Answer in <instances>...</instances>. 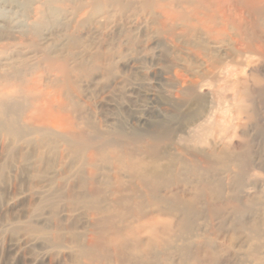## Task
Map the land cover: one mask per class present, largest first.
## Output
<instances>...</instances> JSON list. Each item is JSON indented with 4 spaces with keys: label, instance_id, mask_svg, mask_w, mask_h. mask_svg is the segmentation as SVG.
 Segmentation results:
<instances>
[{
    "label": "rangeland",
    "instance_id": "1",
    "mask_svg": "<svg viewBox=\"0 0 264 264\" xmlns=\"http://www.w3.org/2000/svg\"><path fill=\"white\" fill-rule=\"evenodd\" d=\"M257 2L0 0V62L16 71L0 99L21 130L0 127V264H258L264 0ZM51 62L69 68V83ZM38 92L55 99L63 125L30 122L41 117ZM61 131L84 134L88 154H74ZM121 159L172 184L167 202L145 200L151 220L109 207L130 185L147 191L117 170ZM91 188L100 189L97 204L88 201ZM127 227L157 243L146 255L116 253L115 234Z\"/></svg>",
    "mask_w": 264,
    "mask_h": 264
},
{
    "label": "bare ground",
    "instance_id": "2",
    "mask_svg": "<svg viewBox=\"0 0 264 264\" xmlns=\"http://www.w3.org/2000/svg\"><path fill=\"white\" fill-rule=\"evenodd\" d=\"M259 1V0H257ZM257 1L252 0V3L248 6L253 7L251 9H256L257 7ZM246 2V1H244ZM100 7V6H99ZM99 7L97 9H99ZM182 17V15L180 16ZM2 49V48H1ZM1 52V51H0ZM6 67V71H8L6 74H3L0 72V77L5 80L6 82V87L5 89H0V94L2 95L3 93H8L6 90L10 89L13 87V84L10 83L11 79L10 74L15 73L13 66L9 65V63H4L0 62V70H2L3 67ZM49 67L52 69L54 68L55 70L59 71L61 74H63V85L69 83V68L67 66H64V64H58L51 62ZM3 74V75H2ZM8 85V86H7ZM37 86L36 83H34V86L30 88L35 89ZM41 92V90H39ZM38 92V93H40ZM53 98V97H52ZM48 97L47 93H40L34 101L36 102V109L40 112L41 116L38 118V116H35L33 119L30 120V122H35L37 123L42 122L45 124H50L52 127H56L57 123L62 124L64 120H62L59 115L54 114L53 108H52V103L55 101V99H52ZM59 100V98H57ZM9 102L5 98L0 99V127L2 129L8 130L9 132H13L15 135H20L21 130L20 128L16 125L13 121V117L8 118L7 113L9 112ZM6 133V132H5ZM61 136V137H60ZM59 137L64 139L66 142H68V146L72 150V152L76 155H81L85 156L89 152V140H85L86 138L84 134H81V132H77L75 134H72L69 136L67 131H61V135ZM67 138V139H65ZM102 151H98L96 153L99 154L100 156L103 151L106 150V148H102ZM89 155L93 156L95 153L91 152ZM102 157V156H101ZM106 162L109 161L108 157H105L104 159ZM115 163V162H113ZM117 170L119 172H123L124 177L129 178V180L133 177L135 180L138 178V184L140 187L146 189L145 195H138L135 188L130 185V187L127 189V191L130 192V195L122 196L115 200L113 204H110L111 210L114 212H117V214H123L122 217H131L135 216L136 218L139 219V221H148L149 219L151 220V217H148L149 214L147 213L146 208L144 207L145 200H148L152 205L162 204L168 201V196L172 192L171 185L172 184H167L168 182L165 181V176L162 174L158 173H149L143 170L142 164L138 160H132L130 162H126L124 160H120V162H117ZM166 187L165 195H163L160 191L162 188ZM92 189V188H91ZM99 192L100 189H97L95 191L94 189L91 190L90 194L88 195V201L91 202L92 204H97L99 201ZM184 199H179V202L184 203ZM188 206V205H187ZM158 207V206H157ZM119 217V215H118ZM113 219V216L111 217ZM187 222V219L183 218L180 224H185ZM181 225V226H182ZM164 231L168 232L171 230V224L165 223L163 225ZM138 229L135 227H127L124 229H119L118 232L115 234L119 238V245L116 246V253H121L123 254V251H127V253H130L131 255L137 254L141 249L143 251V254L146 255L154 246V243L156 242V239H150L148 242H145L141 240L138 236ZM257 236H260L257 234ZM117 238V237H116ZM116 238L111 239L115 243ZM110 239V238H109ZM129 240H132L133 242L131 243ZM261 247V246H260ZM263 247L255 249V253L257 255L258 252H264L262 249ZM91 249V248H90ZM86 253L88 257H93V253L89 250L86 249ZM257 263L258 264H264V255L258 256L257 257Z\"/></svg>",
    "mask_w": 264,
    "mask_h": 264
}]
</instances>
